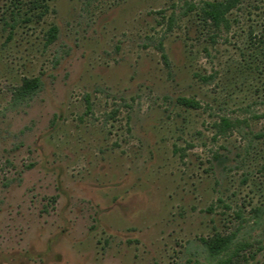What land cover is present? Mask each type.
<instances>
[{
  "label": "rangeland",
  "instance_id": "1",
  "mask_svg": "<svg viewBox=\"0 0 264 264\" xmlns=\"http://www.w3.org/2000/svg\"><path fill=\"white\" fill-rule=\"evenodd\" d=\"M204 1L0 0V264H264V0Z\"/></svg>",
  "mask_w": 264,
  "mask_h": 264
},
{
  "label": "trees",
  "instance_id": "2",
  "mask_svg": "<svg viewBox=\"0 0 264 264\" xmlns=\"http://www.w3.org/2000/svg\"><path fill=\"white\" fill-rule=\"evenodd\" d=\"M230 1V0H229ZM228 0H213V1H204L200 8L201 17L205 21L211 22L214 26H218L220 21L223 19V15L225 11L228 10ZM238 1V0H235ZM196 5L192 2H185L182 6V14L185 15L188 11H191L195 8ZM55 32V29H51V33ZM38 87V80L34 79L31 81L25 80L20 89L17 90L16 99H26L32 96L35 90ZM180 101L186 105H197L191 100L180 99ZM222 124L226 127H229V121L226 118H222ZM233 235H224V236H215L211 239H203L202 243L211 257H214L216 260L212 264H233L232 256L228 255L226 257L221 256V254L225 253L231 243H232ZM233 255V254H232Z\"/></svg>",
  "mask_w": 264,
  "mask_h": 264
}]
</instances>
